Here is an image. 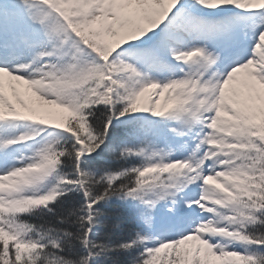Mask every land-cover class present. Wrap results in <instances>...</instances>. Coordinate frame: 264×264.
<instances>
[{
	"label": "snow or ice",
	"instance_id": "obj_1",
	"mask_svg": "<svg viewBox=\"0 0 264 264\" xmlns=\"http://www.w3.org/2000/svg\"><path fill=\"white\" fill-rule=\"evenodd\" d=\"M0 264H264V0H0Z\"/></svg>",
	"mask_w": 264,
	"mask_h": 264
}]
</instances>
